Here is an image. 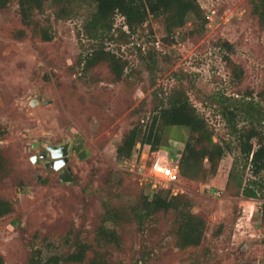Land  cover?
I'll return each instance as SVG.
<instances>
[{"label":"rangeland","instance_id":"obj_1","mask_svg":"<svg viewBox=\"0 0 264 264\" xmlns=\"http://www.w3.org/2000/svg\"><path fill=\"white\" fill-rule=\"evenodd\" d=\"M199 2L206 21L191 17L173 34L155 16L130 33L118 14L112 31L99 38L84 28L93 5L73 3L61 17L60 6L48 4L34 18L51 40L22 22L19 0L0 10V125L6 129L0 149L8 161L0 198L14 204L0 219L4 264L66 254L78 239L91 247L88 260L99 255L109 264H264V196L227 188L240 151L215 102L222 93L252 94L264 104V24L252 0ZM102 43L126 61L121 80L106 62L84 68V57ZM177 86L208 118L214 139L234 147L206 179H153L152 155L144 160L140 145L132 158L117 157L125 133L137 124L146 129ZM190 134L186 125L166 127L164 150L180 155ZM64 143L71 144L70 160L55 169L48 146ZM69 173L73 179L64 181ZM158 191L181 194L188 203L148 214L143 204ZM184 211L206 220L198 246L177 245ZM102 224L117 231V243L98 241Z\"/></svg>","mask_w":264,"mask_h":264},{"label":"trees","instance_id":"obj_2","mask_svg":"<svg viewBox=\"0 0 264 264\" xmlns=\"http://www.w3.org/2000/svg\"><path fill=\"white\" fill-rule=\"evenodd\" d=\"M13 0H0V10L7 8ZM88 3L93 5L84 28L86 34L92 38L103 37L110 33L118 14L124 16L130 33L137 32L148 21L150 16L161 17L168 34H173L183 27L191 17L205 22L204 10L199 0H19L22 22L32 26L33 30L41 34L44 40H51L50 33L40 27L35 21L36 12L45 9L48 4L60 6L58 16L68 14V8L73 3ZM254 10L264 24V0H252ZM25 34V31H20ZM223 46H233L228 40ZM153 57V56H152ZM84 68L89 69L99 63L106 62L111 68L116 80H121L126 69V61L116 52L107 49L104 44L93 47L83 59ZM238 78L242 71L236 69ZM218 111L230 128V133L237 139L239 156L235 157L227 188L235 195H244L248 198L264 196V104L256 101L252 94L247 97L219 94L215 97ZM208 118L199 111L191 101L184 87L177 86L169 93L166 102L157 106L150 125L144 129L137 124L125 133L122 142L117 147L119 159H130L138 145L143 147L142 153L152 155L164 150V132L170 125H186L191 134L185 142V147L178 159V169L182 177L192 180L206 179L217 174L221 160L232 152L234 147L231 141H216L214 131ZM242 122L243 125H241ZM3 136L6 129H1ZM209 167L205 166V161ZM149 163L151 161L149 160ZM8 168L3 150L0 149V176ZM249 169L251 176L246 178L245 172ZM186 197L176 193L169 195L163 191L155 192L150 199H146L143 209L148 214L159 210L169 211L187 204ZM14 210V204L9 199L0 198V219ZM262 218L264 221V202L262 203ZM206 232V220L197 213L184 211L182 221L177 227V245L181 248L198 246L202 243ZM98 241L117 243V231L102 224L98 231ZM74 250L66 254L36 255L30 260L31 264H109L105 257L94 255L88 260L89 243L76 240ZM0 264H4V256L0 253Z\"/></svg>","mask_w":264,"mask_h":264},{"label":"built area","instance_id":"obj_3","mask_svg":"<svg viewBox=\"0 0 264 264\" xmlns=\"http://www.w3.org/2000/svg\"><path fill=\"white\" fill-rule=\"evenodd\" d=\"M177 156L172 157L170 152L165 150L153 153L150 158L151 163L148 165L150 176L157 181L163 179L172 183L179 181L182 176L177 166L179 155ZM148 157L147 153H143V159Z\"/></svg>","mask_w":264,"mask_h":264},{"label":"water","instance_id":"obj_4","mask_svg":"<svg viewBox=\"0 0 264 264\" xmlns=\"http://www.w3.org/2000/svg\"><path fill=\"white\" fill-rule=\"evenodd\" d=\"M38 102H39L38 100H33L32 105H36ZM70 145H71L70 143H64L60 145L54 144L48 146V150L50 151L52 157L54 158L52 166L55 169L63 168L70 160ZM36 158H34V161L36 160ZM62 179L64 181H71L73 179V176L69 173L66 176H63Z\"/></svg>","mask_w":264,"mask_h":264},{"label":"flooded vegetation","instance_id":"obj_5","mask_svg":"<svg viewBox=\"0 0 264 264\" xmlns=\"http://www.w3.org/2000/svg\"><path fill=\"white\" fill-rule=\"evenodd\" d=\"M47 153H48L47 151L43 150V153L42 154L43 155H47Z\"/></svg>","mask_w":264,"mask_h":264}]
</instances>
